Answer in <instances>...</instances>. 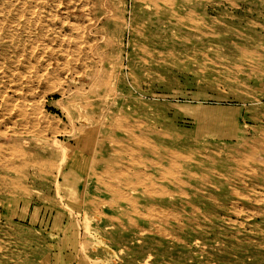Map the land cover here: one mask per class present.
Returning <instances> with one entry per match:
<instances>
[{"label":"rangeland","instance_id":"rangeland-1","mask_svg":"<svg viewBox=\"0 0 264 264\" xmlns=\"http://www.w3.org/2000/svg\"><path fill=\"white\" fill-rule=\"evenodd\" d=\"M221 2L232 4L228 10L242 19L239 28L235 26L239 35L224 29L223 11L214 17L217 23L213 27L188 22V29H181L176 42L187 48L186 53L166 65L140 69L135 58L139 50L124 30L133 21L155 28V18H144L141 8L172 3L199 10L205 4ZM263 3L0 0V264H264L263 248L235 242L264 243V222L251 218L255 210L264 208V180L243 183L254 187L255 201L217 196L229 212L217 215L223 222L215 219L216 229L212 230L204 210L213 208L211 201L197 199L187 185L177 188L175 178L160 181L149 165L159 162L166 173L179 172L190 185L180 167L168 168L160 157L166 155L161 150L146 151L139 139L169 146L172 137L181 135L187 147L229 159V151L236 152L243 142L252 144L262 137L264 48L251 46V40L264 42V30L259 28L264 26V17L258 15H264ZM17 10L23 24L8 29ZM15 43H20V51L13 49ZM82 63L89 68L90 78L72 76V70L83 68ZM129 68L135 79L131 83L125 78L132 85L126 88L125 100L131 103L126 109L138 111L141 117L128 126L111 128L103 124L101 111L105 110L93 96L104 75L124 78ZM35 75L40 80L32 83ZM80 112L85 120H78ZM31 120L37 125L32 126ZM109 147L117 150L111 152ZM257 151L255 156L261 160ZM68 172L75 178L73 184L63 183ZM139 173L153 178L146 182ZM192 205L200 217H193ZM145 214L152 217L145 218ZM57 217L60 227L52 232ZM252 225L260 233H249Z\"/></svg>","mask_w":264,"mask_h":264},{"label":"bare ground","instance_id":"bare-ground-1","mask_svg":"<svg viewBox=\"0 0 264 264\" xmlns=\"http://www.w3.org/2000/svg\"><path fill=\"white\" fill-rule=\"evenodd\" d=\"M13 1V0H12ZM17 1V0H15ZM53 1V0H52ZM11 2V1H9ZM71 2V1H70ZM147 2V1H146ZM163 2V1H162ZM12 3V2H11ZM19 3V1H18ZM158 3V2H157ZM178 3V2H177ZM14 4V3H13ZM63 4V3H62ZM68 4V3H67ZM94 4V3H93ZM129 4V3H128ZM138 4V3H137ZM9 5V4H8ZM7 5V6H8ZM21 5V4H20ZM19 5V6H20ZM40 5V4H39ZM64 5V4H63ZM62 5V6H63ZM264 5V3H263ZM13 6V5H12ZM132 6V5H131ZM23 7V6H22ZM29 7H32L29 5ZM52 7V6H51ZM80 7V6H79ZM85 7V6H84ZM228 7H233L232 4L230 3H216V4H205L203 5L202 8L199 10L193 9L190 7L188 4H179V5H173L167 4L164 6H153L149 7L148 9H144L139 11L142 13L143 17L146 19H150L151 16L155 18V28L153 30H150L148 27H143L140 23L137 21H133L134 23L131 26H128L125 28L124 31L128 35L130 43L133 44L139 51V55H137L135 58L140 64V69L143 66H148V65H157V66H163L166 65L167 63L173 61L178 54L180 53H186L187 48L183 46H178L176 42L179 40V34L181 32V29H188L186 26V23L188 22H194V25L199 24L205 25L204 23L206 22L209 26L216 24V19L214 18L216 15L220 14L219 12L222 13L224 12V16L227 20V23L223 24L224 29L227 31H230V33L239 35V30L235 28V26L238 28L242 24V19H238L236 16H234L229 10ZM235 7V6H234ZM10 8V7H9ZM12 8V7H11ZM19 8V7H17ZM16 8V9H17ZM27 8V7H26ZM82 8V7H80ZM237 8V7H236ZM6 9V8H5ZM14 9V6H13ZM20 9V8H19ZM30 9V8H29ZM11 10V9H10ZM61 10V9H60ZM79 10V9H78ZM106 10V9H105ZM9 11V10H8ZM4 12V11H3ZM7 11H5L6 13ZM13 12V10H12ZM11 12V13H12ZM20 10H17L11 18L10 21H8L7 27L8 29L11 28L13 30L16 25H21L22 23V18L23 16L21 13H19ZM26 12V11H25ZM65 12V11H64ZM74 12V11H73ZM10 13V15H11ZM30 13V12H29ZM72 13V12H71ZM87 13V12H86ZM136 13V12H135ZM9 14V12H8ZM13 14V13H12ZM27 14V13H26ZM33 14V13H32ZM44 14V13H43ZM68 14V13H67ZM9 15V16H10ZM259 16L264 17L262 12H258ZM8 16V17H9ZM67 16V15H66ZM73 16V15H72ZM78 16V15H77ZM128 16V15H127ZM29 17V16H28ZM56 17V16H55ZM129 17V16H128ZM6 18V16H5ZM61 18V17H60ZM63 18V17H62ZM153 18V19H154ZM57 19V18H56ZM68 19V18H67ZM73 19V18H72ZM84 19V18H83ZM219 19V18H218ZM54 20V19H53ZM69 20V19H68ZM73 21V20H72ZM113 21V20H112ZM132 21V20H131ZM5 22V20H4ZM7 22V19H6ZM5 22V23H6ZM34 22V21H33ZM52 22V21H51ZM247 22V21H245ZM4 23V24H5ZM53 23V22H52ZM69 23V22H68ZM113 23V22H112ZM120 23V22H119ZM118 23V25H119ZM250 23V22H249ZM3 24V23H2ZM12 24H15L12 26ZM65 24V22H64ZM123 24V23H122ZM189 24V23H188ZM235 24V25H233ZM254 24V23H253ZM148 25V24H147ZM1 26V25H0ZM3 26V25H2ZM6 26V25H5ZM34 27V26H33ZM54 27V26H53ZM60 27V26H59ZM93 27V26H92ZM116 27V26H115ZM202 27V26H201ZM250 27V26H249ZM6 28V27H4ZM23 28V27H22ZM89 28V27H88ZM195 27L193 26L192 29ZM222 28V27H221ZM259 28L264 30V26H260ZM19 29V28H18ZM35 29V28H34ZM190 29V28H189ZM255 29V28H254ZM7 30V29H6ZM23 30V29H22ZM72 30V29H71ZM76 30V29H74ZM73 30V31H74ZM89 30V29H87ZM257 30V29H256ZM79 31V30H78ZM90 31V30H89ZM14 32V31H13ZM51 32V31H50ZM59 32V31H58ZM83 32V30H82ZM88 32V31H87ZM6 33V32H5ZM19 33V30H18ZM78 33V32H77ZM9 34V33H8ZM50 34V33H49ZM81 34V33H80ZM84 34V33H83ZM86 34V33H85ZM125 34V35H126ZM19 35V34H18ZM26 35V34H25ZM199 35V34H198ZM141 37V40L138 39V37ZM201 36V35H200ZM204 36V35H203ZM211 36V35H210ZM56 37V36H55ZM139 37V38H140ZM230 37V36H229ZM13 38V36H12ZM12 38H11V43H12ZM16 38V37H15ZM14 38V39H15ZM7 39V38H6ZM18 39V38H17ZM78 39V38H76ZM84 39V37H83ZM102 39V38H101ZM197 39V38H196ZM260 39V37H259ZM4 39H1V41ZM9 40V39H8ZM34 40V39H33ZM75 40V39H74ZM99 40V39H98ZM181 40V39H180ZM188 40V39H187ZM200 40V39H199ZM258 40V39H257ZM256 39L251 40V46H256V47H262L264 48V42L262 41H257ZM15 42L17 40H14ZM24 41V40H22ZM20 42V41H19ZM83 42V41H82ZM101 42V41H100ZM73 43V42H72ZM11 45V44H10ZM13 45V44H12ZM32 45V44H31ZM48 45V44H47ZM46 45V46H47ZM80 45V44H79ZM75 47L77 46L76 44L74 45ZM188 46V45H187ZM232 46V45H231ZM13 49L17 52L20 51L22 48L20 47V43H15L14 46H12ZM24 47V43H23ZM64 47V46H63ZM74 47V49H75ZM235 47V46H234ZM56 48V47H55ZM54 48V49H55ZM67 48V47H65ZM83 48V47H82ZM94 48V47H93ZM42 49V48H41ZM64 49V48H63ZM79 50V48H76ZM90 49V48H89ZM237 49V48H235ZM24 51V50H23ZM22 51V53H23ZM82 51V49H81ZM81 51H75L81 53ZM7 52V51H6ZM3 52V53H6ZM15 52V53H16ZM30 52V51H29ZM33 52V51H32ZM74 52V54H75ZM37 53V52H36ZM86 53V51H85ZM91 53V52H90ZM119 53V52H118ZM65 54V53H64ZM63 54V55H64ZM17 55V54H15ZM23 55V54H22ZM21 55V56H22ZM41 55V54H40ZM54 55V54H53ZM79 55V54H78ZM143 55V56H142ZM205 55V54H204ZM250 55V54H249ZM20 56V57H21ZM36 56V55H35ZM33 56V57H35ZM135 56V55H134ZM144 56H148L149 60H147ZM194 56V55H193ZM24 57V56H23ZM32 57V58H33ZM82 57V55L80 56ZM241 57V56H240ZM8 58V57H7ZM36 58V57H35ZM57 58V57H56ZM83 58V57H82ZM80 59L83 61L85 59ZM87 58V57H86ZM27 59V57H26ZM37 59V58H36ZM46 59V57H45ZM67 59V57H66ZM101 59H99L100 61ZM38 61V60H37ZM66 62V61H65ZM63 62V63H65ZM55 63V62H52ZM82 63V64H83ZM132 63V62H131ZM67 64V63H66ZM99 64V63H98ZM171 64V63H170ZM62 65V64H61ZM23 66V65H22ZM82 66V65H81ZM99 68H101V73L105 72L104 68L102 66L98 65ZM27 67V66H26ZM73 67V66H72ZM71 67V68H72ZM130 67V66H129ZM248 67V66H247ZM253 67V66H252ZM74 68V67H73ZM144 68V67H143ZM150 68V67H148ZM238 68V67H237ZM8 69V68H7ZM32 69V68H31ZM155 69V68H154ZM254 69V68H253ZM257 69V68H255ZM254 69V70H255ZM263 69V68H262ZM10 70V69H9ZM34 70V69H33ZM53 70V69H52ZM65 71V70H64ZM71 71V70H70ZM73 71V77H88L90 78L89 75V68L84 66L83 68L79 70H72ZM46 73V71H45ZM52 73V72H51ZM68 73V72H67ZM71 73V72H70ZM99 73V70L95 71V75ZM225 74V73H224ZM52 75V74H51ZM16 76V75H15ZM20 76V75H18ZM124 78H117L109 76V75H104L101 84H98L97 92L94 93V98L97 99V104L100 105L105 111H101L103 118V124H106L107 126L113 128L116 126L120 127H125L128 126L129 123H134V120L136 118L141 117V114L137 111V114L135 113L136 111L130 110L127 112V107H131V103L127 102L125 100V97L129 94L126 95L127 93V86L132 87L131 83L134 81L135 76L134 73L132 72L131 68H129V72L127 74L123 75ZM48 77V76H47ZM62 77V76H61ZM227 77V76H226ZM71 78V76H70ZM131 81V83L127 82V79ZM230 78V77H229ZM15 79V78H14ZM31 80V79H30ZM40 80V76L35 75L33 77V82H38ZM54 80V79H53ZM73 80V79H72ZM217 80V79H216ZM48 81V80H47ZM228 81V80H227ZM46 83V82H45ZM48 83V82H47ZM231 83V82H230ZM28 84V83H27ZM228 84V83H227ZM234 84V83H233ZM30 85V83H29ZM54 85V84H53ZM52 85V86H53ZM229 85V84H228ZM31 86V85H30ZM16 88V87H15ZM37 88V87H36ZM10 89V88H9ZM49 89V88H48ZM47 89V90H48ZM128 89V88H127ZM14 91V90H13ZM17 92V91H16ZM240 92V91H239ZM63 93V92H62ZM22 94V93H21ZM239 94V93H238ZM237 93H234L235 96H238ZM241 94V93H240ZM244 94V93H243ZM242 94V95H243ZM13 95V94H12ZM126 95V96H125ZM13 98V97H12ZM11 100V99H10ZM93 101V100H92ZM14 102V101H13ZM101 102L103 105H101ZM8 103V102H7ZM11 103V102H10ZM37 103V102H36ZM4 104V103H3ZM97 106V105H96ZM109 106V107H108ZM118 108L116 111H112V108ZM133 107V105H132ZM21 108V107H20ZM5 109L7 107L5 106ZM90 109V108H89ZM7 111V110H6ZM9 111V110H8ZM19 112V111H18ZM24 112V111H23ZM26 112V111H25ZM26 114V113H25ZM32 114V113H31ZM92 114V113H91ZM17 115V114H16ZM22 115V114H21ZM29 115V114H28ZM45 115V114H44ZM99 116V115H98ZM118 116V118H117ZM18 117V116H17ZM16 117V118H17ZM33 118V117H32ZM36 119V118H35ZM85 120V117L83 113L78 114V120ZM106 119V120H104ZM218 120L221 119V117H217ZM26 120V119H25ZM28 120V119H27ZM24 121V120H23ZM31 120L30 124H35L37 125L36 121ZM146 121V119H145ZM27 122V121H26ZM58 122V121H57ZM13 124V123H12ZM16 124V123H14ZM29 124V125H30ZM34 124L32 126H34ZM18 125V124H17ZM20 126V125H19ZM90 129V128H89ZM29 130V129H28ZM160 130V129H159ZM117 131V130H116ZM263 131V130H262ZM27 132V131H26ZM25 132V133H26ZM157 133V130H156ZM167 133V132H166ZM171 133V132H170ZM263 133V132H262ZM51 134V133H50ZM171 135V134H170ZM175 135V133H174ZM173 135V136H174ZM46 136V135H45ZM160 136V135H159ZM168 136V135H167ZM176 137V136H174ZM112 138L115 139L116 135H112ZM111 138V139H112ZM126 138V136H125ZM178 138V139H177ZM140 144H143L144 148L146 151L150 152H157V150H161L163 155H166L168 157L160 156L162 162H167L169 164L168 168H178L180 167L182 169V174H185L187 176L188 181L190 182V185L188 183H185L183 179H181V174L179 172L176 173H166V169L161 166V163H153L152 165H149L151 170L153 171L152 173L157 171V174L159 175L160 181L161 180H169L172 178H175V185L177 188L180 186L187 185L189 186L188 188L192 191L194 197L197 199H202L203 201H211V204L213 206L209 207V209L204 208V210L207 213L208 217V222L210 223V228L212 230H215L216 226L214 224L215 219L220 220L223 222V220L219 219L217 216L220 213L225 214L227 211L229 212V209H226L224 203H220L217 200V196H230L234 197L236 200L240 198H247V200H252L255 201V196H254V191L252 192L251 189L254 187H249L246 185H243L245 180H252L255 182H262L264 180V134L260 139H255L252 144H249V142H243L242 148L236 152H231L227 153V155H230L231 158L229 159H224L222 155H219L218 153L211 152L207 153V155L203 154L199 148H193L191 146L187 147L186 142L183 140V136L178 135L176 139L172 140L169 142V146H160L159 144L156 143H150V141L146 138L140 137ZM108 141V140H107ZM104 142V141H103ZM167 142V141H166ZM110 151L115 152L117 149L115 147H109ZM204 148V147H203ZM207 148V147H206ZM17 150V149H16ZM211 150V149H210ZM259 150V152L257 151ZM257 151L258 154L262 157L261 160H258L255 156V152ZM19 152V151H17ZM22 154V153H21ZM150 155V154H149ZM231 162V163H229ZM166 163V164H167ZM104 169V168H103ZM13 171V170H12ZM144 171V170H143ZM122 173V172H121ZM124 174V173H122ZM71 174L68 172V175L63 176V183H68V184H73L75 182V178L70 176ZM141 175V178L147 182V180H151L152 178L144 173H139ZM119 181V180H118ZM154 182V179L152 180ZM254 182V183H255ZM145 183V182H144ZM95 184V183H94ZM259 184V183H258ZM263 184V183H262ZM250 185V183H249ZM96 186V185H95ZM111 186V185H110ZM262 186V185H261ZM107 187V186H106ZM115 187V186H114ZM138 187V186H137ZM147 187V186H146ZM145 187V189H146ZM150 187H153L152 185ZM172 187V186H171ZM174 187V186H173ZM94 188V187H93ZM112 188V187H111ZM136 188V187H135ZM257 188V187H256ZM150 189V188H147ZM152 189V188H151ZM150 189V190H151ZM164 189V188H163ZM162 189V190H163ZM115 190V189H113ZM113 190L111 192H113ZM161 190V192H162ZM165 190V189H164ZM163 190V191H164ZM186 190V188L184 189ZM116 191V190H115ZM148 191V190H146ZM174 191V190H173ZM260 191V190H259ZM144 192V190H143ZM179 192V190L177 191ZM117 193V192H115ZM151 193V192H150ZM180 193V192H179ZM189 193V192H188ZM123 194V193H121ZM120 194V197H121ZM153 194V193H151ZM163 197H165L163 193H161ZM160 194V195H161ZM178 196H182L181 194H177ZM124 196V194H123ZM161 196V197H162ZM254 196V197H253ZM119 197V198H120ZM129 197V196H128ZM174 197V196H173ZM176 198V197H175ZM195 198V199H196ZM262 198V197H261ZM122 199V197L120 198ZM169 199V198H168ZM124 200V199H123ZM129 200V199H128ZM201 200V201H202ZM260 200V199H259ZM258 199L256 202H262L259 201ZM204 201V202H205ZM229 201V200H227ZM231 201V200H230ZM244 201V200H243ZM145 202V201H144ZM248 202V201H247ZM135 203V202H133ZM196 203V201H195ZM194 203V204H195ZM244 203V202H243ZM230 204V203H229ZM105 205V204H104ZM185 205V204H184ZM232 205V204H231ZM251 205V204H250ZM255 205V204H253ZM263 205V204H262ZM134 206V205H133ZM227 206V205H226ZM259 206V205H258ZM99 207V206H98ZM230 207V205H229ZM255 210V208H252ZM190 210H192V215L194 218L200 217V212L198 208L194 205L191 206ZM237 210V209H236ZM138 211V210H136ZM251 211V210H250ZM232 212V211H231ZM239 212V210H238ZM134 213V212H132ZM131 213V214H132ZM166 213V212H165ZM169 212L167 211V214ZM202 213V212H201ZM135 214V213H134ZM236 214V213H235ZM238 214V213H237ZM177 215V214H176ZM191 215V214H190ZM227 215V213H226ZM139 216V215H137ZM145 214V218H146ZM163 216L166 218L168 215L163 214ZM236 216V215H235ZM143 217V216H142ZM151 218L150 216H148ZM154 217V216H153ZM159 217V215H158ZM231 217V216H230ZM144 218V219H145ZM174 218V217H171ZM204 218V217H203ZM251 218L254 221H260L261 223L264 222V208L263 209H258L255 210L251 214ZM104 220V219H103ZM174 220V219H173ZM196 221V220H195ZM200 221V220H199ZM228 221V220H227ZM176 222V221H175ZM180 222V221H179ZM221 222L220 225H221ZM233 223V222H232ZM218 224V222H217ZM251 224V222H250ZM181 225V224H180ZM247 226V225H246ZM194 227V226H193ZM156 228V226H155ZM158 229V227H157ZM155 229V230H157ZM195 232L200 234L201 230L200 228L195 227ZM223 229V227H222ZM154 230V231H155ZM161 229L158 230V232ZM163 230V229H162ZM211 230V231H212ZM162 232V231H161ZM160 232V233H161ZM219 232V231H218ZM224 232V231H223ZM249 233H260V230L257 229V226L252 225ZM162 234V233H161ZM264 234V232L262 233ZM166 235V234H165ZM230 236L232 237L231 234L225 233V236ZM164 237V235L162 234ZM212 237V235H211ZM244 237V235H243ZM242 237V238H243ZM193 238V237H192ZM258 238V237H257ZM188 240V239H187ZM212 240V239H211ZM245 240V239H244ZM201 241V240H200ZM181 242V241H179ZM193 242V241H192ZM237 245L241 244H247V245H254L258 248H263L264 249V243L258 242L254 243L250 239H246L245 242L240 241L237 239L235 241ZM195 244V243H194ZM212 244V243H211ZM216 244V243H215ZM183 245V244H182ZM229 245V244H228ZM198 246V245H197ZM209 249V247H208ZM252 249V248H251ZM222 250V249H221ZM208 251V250H207ZM229 252V251H228ZM242 252V251H241ZM200 253V252H199ZM210 253V252H209ZM246 255V254H244ZM264 255V254H263ZM239 257V256H238ZM194 258V257H193ZM228 258V257H226ZM247 258V257H246ZM264 259V258H263ZM227 260V259H226ZM204 261V260H203ZM235 261V260H234ZM189 263V262H187ZM194 263H197L194 262ZM252 263V262H251Z\"/></svg>","mask_w":264,"mask_h":264},{"label":"crops","instance_id":"crops-1","mask_svg":"<svg viewBox=\"0 0 264 264\" xmlns=\"http://www.w3.org/2000/svg\"><path fill=\"white\" fill-rule=\"evenodd\" d=\"M59 227H60L59 226V220H58V217H57L53 221L52 228H51L52 232H56V230H58Z\"/></svg>","mask_w":264,"mask_h":264}]
</instances>
